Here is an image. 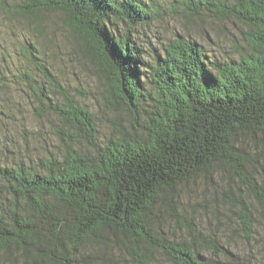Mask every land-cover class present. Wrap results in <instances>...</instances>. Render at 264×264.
Wrapping results in <instances>:
<instances>
[{"label":"trees","instance_id":"16d2710c","mask_svg":"<svg viewBox=\"0 0 264 264\" xmlns=\"http://www.w3.org/2000/svg\"><path fill=\"white\" fill-rule=\"evenodd\" d=\"M182 1L243 25L245 44L209 59L178 38L146 64L130 33L107 27L150 21L138 0H0L39 36L44 13L61 15L110 123L103 135L96 112L24 48L49 86L43 94L23 78L35 116L58 120L59 147L35 162L0 164V264H98L103 253L88 261L89 249L111 245L129 264L155 253L166 264H264V0ZM214 176L228 180L218 218L228 236L204 232L183 197Z\"/></svg>","mask_w":264,"mask_h":264},{"label":"rangeland","instance_id":"374dc122","mask_svg":"<svg viewBox=\"0 0 264 264\" xmlns=\"http://www.w3.org/2000/svg\"><path fill=\"white\" fill-rule=\"evenodd\" d=\"M138 1L148 6L152 16L150 21L131 25L116 20L107 27L117 37L130 33L146 64L151 63L154 55L168 42L178 38L196 43L209 59L231 57L245 44L243 33L246 28L243 25L215 20L203 11L194 13L182 0ZM44 14V32L39 36L28 28L26 21L16 16L8 17L0 7V164L15 159L35 162L41 156L57 152L59 147L55 135L58 120L50 114L41 118L35 116L37 104L32 98L31 86H27L23 78L29 74L31 85L37 86L43 94H48L49 86L28 60L24 48L38 57V62L49 69L80 105L96 112L103 135L110 131L109 117L100 109L99 91L74 52L71 35L63 25L61 15ZM227 181V176L223 179L214 176L212 182L196 180L183 190L187 212L196 217L204 232L230 234L226 226L218 222V218L224 219L219 208L222 205L219 191ZM89 253L91 249L88 261H96L103 253L104 259L97 260L98 264H129L126 253L116 245L102 251L93 248ZM153 257L156 260L148 264L167 263L162 255L155 253Z\"/></svg>","mask_w":264,"mask_h":264}]
</instances>
